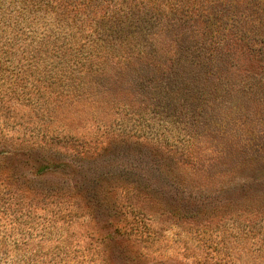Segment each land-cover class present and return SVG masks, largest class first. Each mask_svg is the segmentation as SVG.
<instances>
[{
    "label": "rangeland",
    "instance_id": "obj_1",
    "mask_svg": "<svg viewBox=\"0 0 264 264\" xmlns=\"http://www.w3.org/2000/svg\"><path fill=\"white\" fill-rule=\"evenodd\" d=\"M263 90L264 0H0V264H264Z\"/></svg>",
    "mask_w": 264,
    "mask_h": 264
},
{
    "label": "trees",
    "instance_id": "obj_2",
    "mask_svg": "<svg viewBox=\"0 0 264 264\" xmlns=\"http://www.w3.org/2000/svg\"><path fill=\"white\" fill-rule=\"evenodd\" d=\"M201 29H202L204 35L209 38V40L206 41V45H205L204 48H207V49H210V50H214L213 48H215L217 46H225V43L222 40L224 38L223 36H220L218 33H211V32L208 31V29H205V28H201ZM228 41L234 42L235 45L240 46L235 52L232 53L233 54V58L236 57L235 60L240 62L241 64L249 63V60L252 57L250 55V50H246L243 47V44L239 43V40L237 38H234V37H232L230 35L228 37ZM198 50H200V52L206 51L205 49H202V48H199ZM215 50H218V49H215ZM214 51L206 52L205 54H203L204 65H207V66L208 65H213L212 61H213V58H214V55H213ZM200 59H201V62L203 63L202 58H200ZM246 81H247V79H246ZM257 81L258 80H256L255 86L256 87H260V86H258ZM245 92L247 94H249L250 91H245ZM262 93H264V90L262 91ZM141 155H142V157L140 159L142 161L143 160L146 161V159L148 157V154L146 152H142ZM166 176L168 177L169 175L166 173ZM241 182H242V184H241V186L239 188V191L240 192H244L248 196H254L253 194H254V192H256L255 188L264 187V176L256 175L254 178L252 176L251 178H247L246 180L241 181Z\"/></svg>",
    "mask_w": 264,
    "mask_h": 264
}]
</instances>
